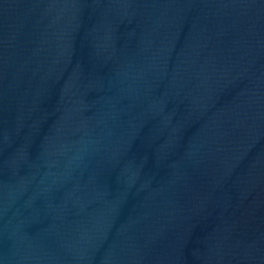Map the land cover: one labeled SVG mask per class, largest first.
Listing matches in <instances>:
<instances>
[{
    "label": "water",
    "instance_id": "water-1",
    "mask_svg": "<svg viewBox=\"0 0 264 264\" xmlns=\"http://www.w3.org/2000/svg\"><path fill=\"white\" fill-rule=\"evenodd\" d=\"M0 264H264V0H0Z\"/></svg>",
    "mask_w": 264,
    "mask_h": 264
}]
</instances>
